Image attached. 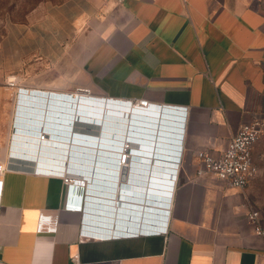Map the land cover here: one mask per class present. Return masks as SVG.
Returning <instances> with one entry per match:
<instances>
[{"label": "crops", "instance_id": "crops-1", "mask_svg": "<svg viewBox=\"0 0 264 264\" xmlns=\"http://www.w3.org/2000/svg\"><path fill=\"white\" fill-rule=\"evenodd\" d=\"M5 77L26 92L24 109L37 111L17 118L11 136L37 143L13 141L29 146L13 149L89 150V164L67 155L58 162L91 180L67 185L61 166L19 158L10 142L3 165L22 170L0 174V264H264V240L247 220L257 209L253 180L239 189L197 177L199 152L221 155L242 125L264 119V5L73 0L8 29L0 41ZM79 96L98 104L82 106ZM130 101L149 106L132 111ZM121 143L138 159L118 175ZM252 155L256 163V146ZM158 159L169 163L165 184L149 181L160 194L134 190L150 176L138 164L153 173ZM96 201L111 207V218L93 214Z\"/></svg>", "mask_w": 264, "mask_h": 264}, {"label": "built area", "instance_id": "built-area-1", "mask_svg": "<svg viewBox=\"0 0 264 264\" xmlns=\"http://www.w3.org/2000/svg\"><path fill=\"white\" fill-rule=\"evenodd\" d=\"M105 1L113 2L115 4H123L126 2V0ZM129 103L131 106H134L138 109H144L149 106L147 101H130ZM263 133L264 119H256L253 123L242 125L238 129L236 134L229 139L227 147L221 155L212 156L206 151L199 152L197 156L201 165L197 171V177L201 178L208 176L215 180H221L229 186L235 188H247L249 183L254 180L259 173V169L254 162L252 154L254 147L260 141ZM127 147L128 146L125 143H121V145L116 148L117 152L114 153V155L117 156L118 168L120 169L118 171V175L121 174V169L123 166H128V164L131 165L130 170L134 171L133 166L136 165L134 160L138 159L135 156L131 157L127 151ZM138 165L148 167V165ZM172 165L177 166L178 164L173 163ZM5 171L6 170H1L0 166V174L4 173ZM146 171L142 170L141 172L146 173ZM61 177L64 179V182L67 185H87L85 180L86 178L81 179L79 177V179L78 177L76 178L75 176L69 174L61 175ZM89 184L87 185L88 187ZM1 189L2 182L0 181V194ZM247 220L249 225L252 227L254 235L264 240V215L262 214L261 210H252L248 214ZM77 260L78 257L76 256L74 261Z\"/></svg>", "mask_w": 264, "mask_h": 264}, {"label": "rangeland", "instance_id": "rangeland-1", "mask_svg": "<svg viewBox=\"0 0 264 264\" xmlns=\"http://www.w3.org/2000/svg\"><path fill=\"white\" fill-rule=\"evenodd\" d=\"M71 1L73 0H0V41L6 36L8 29L15 24H25L33 18L40 17L50 7L69 4ZM243 1L264 5V0ZM6 77L5 81H0V164L6 162L10 142L11 152L15 151L14 140L11 141L15 120L25 117L23 114L20 115V112L25 113V94L18 90L20 87L15 86L12 78ZM256 150L258 159L255 164L259 174L252 181L251 187L256 197V208L264 213V133L256 145Z\"/></svg>", "mask_w": 264, "mask_h": 264}, {"label": "bare ground", "instance_id": "bare-ground-1", "mask_svg": "<svg viewBox=\"0 0 264 264\" xmlns=\"http://www.w3.org/2000/svg\"><path fill=\"white\" fill-rule=\"evenodd\" d=\"M23 93L25 94L26 92L25 91H23ZM30 98V97H29ZM81 100V101H80ZM77 102L79 103V102H81V103H83L82 104V106H84V105H89V106H91V105H96V104H98V103H96L95 101H94V99H92V98H88V97H84V96H79V97H77ZM31 105L32 104H27V106H28V109H26L25 111L28 113V115H26L25 116V118L26 119H28V120H31L32 118H33V116L31 115V113L33 114H35V112H37V111H31ZM100 106H102L103 107V109L104 108H106L107 107V105L106 104H104V103H100L99 104ZM35 107V106H34ZM111 107V105L109 106L108 105V109H111L110 108ZM90 109H93L92 107L91 108H81V107H79V110H80V112H85V111H88V110H90ZM132 109V111H137L138 110V108H131ZM39 113V112H38ZM80 114H83V115H87V114H85V113H80ZM136 116H134V118H135ZM17 122H20L21 123V120H16L15 122H14V126L16 125L15 123H17ZM24 123L25 124H32V125H34V123L33 122H30V121H24ZM51 123L52 124H55V121L54 120H51ZM133 123H135V122H133ZM47 128L49 127V126H46ZM52 128H54V129H56L57 127H55V126H51ZM134 127H132V129H133ZM44 133V132H43ZM45 134H48V133H46L45 132ZM84 134H89V133H84ZM23 135H27V136H35V135H30V134H23ZM38 137H41V136H38ZM61 137V136H60ZM71 137H74L73 136V134L71 135ZM41 138H43V137H41ZM80 139L81 141H89L91 138H84V137H74V139ZM73 139V138H72ZM51 140H56L57 142H64V140L63 139H58V138H51ZM14 141L16 142V141H22V142H30V144H32L33 142H35V141H33V140H29V139H23V138H14ZM14 142V145L15 146H18V148H20V149H23V148H26L27 147V149H28V147L29 146H26V145H24V144H17V143H15ZM35 143H37V142H35ZM74 143L75 144H77L78 146H80V147H88V146H90V144H87V143H76L75 141H74ZM45 147H48L49 145H51V144H49V143H42ZM54 147H57V149L56 150H53V149H47V150H43L41 147L40 148H37V153H32V152H25V151H23V150H20V149H18V150H15V151H17L19 154H22L21 156H19V158H23V159H26L28 162H34L36 159H34L32 156H34V154H36V155H40L43 159H40V162H42V163H45V164H54V165H58L59 167L61 166L63 169H58V170H61L62 172V174H60V175H65V174H69V175H72V176H75L76 178L78 177H80L81 179H85L86 180V184L88 183V182H90V178H89V174H87V173H83L82 174V172H76L75 170H73L72 168V171H70V170H65V167H66V161H65V163L64 164H59V162L58 161H60V160H62L63 159V156L64 155H67V156H71L72 157V159H71V161L72 162H74V163H79V164H82V163H84V164H89V161H87L85 158V156H88L86 153L87 152H89V150H85V149H80V148H75V149H72V153H70V151H69V153L68 152H65L66 151V148L65 147H62V146H60V145H54ZM101 147H103V146H101ZM53 148V147H52ZM43 154H42V153ZM84 152V153H83ZM25 153H28L29 155L28 156H23V155H25ZM52 160V161H51ZM54 160H56V161H54ZM25 165H29V166H34V164H32V163H24ZM165 164H169V163H165ZM16 165V164H15ZM0 166H1V170H8V169H12V168H15V169H21V168H19V167H13V166H4L3 164H0ZM41 167H43V168H47V166H41ZM73 167V166H72ZM49 169H51V170H54V171H56L57 169L56 168H50L49 167ZM22 170V169H21ZM33 171V170H32ZM150 173V171L148 172V171H146V174H149ZM59 175V174H58ZM80 175H82V176H80ZM129 176L131 177V176H133V173L131 172V174H129ZM79 178V179H80ZM143 179L144 180H146V181H142V182H140L141 184H144V185H147V187H145V188H143V187H140V189H144L145 191H155V190H152V189H150L151 188V186L152 185H154L152 182H150L149 183V180H150V176H147V177H143ZM152 179H154V178H151V180ZM89 180V181H88ZM130 182H132V180L130 179ZM149 185H150V187H149Z\"/></svg>", "mask_w": 264, "mask_h": 264}, {"label": "water", "instance_id": "water-1", "mask_svg": "<svg viewBox=\"0 0 264 264\" xmlns=\"http://www.w3.org/2000/svg\"><path fill=\"white\" fill-rule=\"evenodd\" d=\"M36 95V94H35ZM38 96H40V95H38ZM33 108H40V107H38V106H36V107H34L33 106ZM148 108V107H147ZM147 108H142V109H138L137 110V112H143V111H145ZM89 111V110H88ZM64 112V111H63ZM65 113V112H64ZM66 113H68V112H66ZM56 117V119H61L62 120V117L61 116H59V115H56L55 116ZM65 118H68V117H65ZM84 153V152H83ZM88 153V152H87ZM86 153V154H87ZM85 157H87V156H85ZM142 161H144V162H148V160H142ZM167 161L166 160H153V161H150V163L151 164H155L156 166H160V168L159 169H154V171H153V173H152V166L151 165H149L147 168H150L149 170H147V169H145V171L147 170L148 172L150 171V173H149V175L150 176H153L152 178H154V179H150L149 181H152V182H156V183H158V184H160V185H162V184H165L166 183V181H165V179L167 178V171L165 170V169H163L165 166H167V165H169V164H165ZM146 167V166H145ZM154 168H156L155 166H154ZM144 186H146L147 187V185H144V184H142V187H144ZM155 188H157V189H162V187L161 186H155ZM134 190H139L140 192L141 191H144V190H142V189H134ZM154 193H157V194H160L159 193V191H154ZM96 205H95V207H94V211H93V214L94 215H96L99 219H100V221H103L104 219H106V218H111V215H112V213H113V211H112V209H111V207H108V206H105L103 203H97V201H96V203H95Z\"/></svg>", "mask_w": 264, "mask_h": 264}]
</instances>
